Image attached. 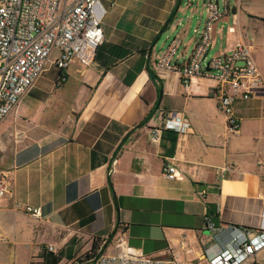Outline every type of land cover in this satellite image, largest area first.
Returning <instances> with one entry per match:
<instances>
[{
    "label": "crops",
    "instance_id": "obj_1",
    "mask_svg": "<svg viewBox=\"0 0 264 264\" xmlns=\"http://www.w3.org/2000/svg\"><path fill=\"white\" fill-rule=\"evenodd\" d=\"M234 2L213 25L212 43L214 34L224 41L216 55L245 42L264 80V28L252 25L264 23V15L248 9L251 0ZM103 3L95 64L73 60L62 82L54 66L40 87L45 67L0 124V169L10 179L0 198V264H42L49 245L59 264H74L93 240L113 232L109 254H167L182 264L228 246L238 234L230 226H264V88L235 102L238 126L229 129L214 77L196 76L185 89L178 71L158 65L172 38L179 45L170 63H186L204 21L199 27L178 16L188 10L179 0ZM157 84L159 105L143 124ZM168 113L185 118L186 133L164 130L153 141L155 117ZM168 164L178 169L175 179L164 175ZM24 206L40 207L41 216ZM205 215L222 228L216 235ZM119 237L124 243L117 247ZM252 260L264 264V247Z\"/></svg>",
    "mask_w": 264,
    "mask_h": 264
},
{
    "label": "built area",
    "instance_id": "obj_2",
    "mask_svg": "<svg viewBox=\"0 0 264 264\" xmlns=\"http://www.w3.org/2000/svg\"><path fill=\"white\" fill-rule=\"evenodd\" d=\"M205 6V21L187 62L181 66L170 63L179 45V40L172 38L158 65L178 71L185 89L196 76L214 77L219 109L226 117L227 127L237 130L235 102L247 100L254 90L264 88V80L249 45L243 41L237 42L230 53L208 58L213 25L228 14L229 6L228 0H225L222 11L214 0H206ZM106 11L103 0H0V124L39 79L51 56L60 72L59 82L66 80L65 70L73 60L86 66L95 64L97 48L103 41L101 23ZM192 62H199V69H192ZM155 119L158 122L150 131L153 141L160 140L163 130L181 134L186 133L189 127L184 117L172 113L160 114ZM164 171L168 179L177 177L178 169L174 165H166ZM9 185L10 179L0 169V198L8 193ZM15 208L19 209V204H15ZM22 210L33 218L41 216L40 207L24 206ZM204 223L214 235L222 230L209 215L204 216ZM233 229L238 234L228 246L203 260L182 264H248L252 256L264 247V226L257 229L233 226ZM122 243L124 238L119 237L116 246ZM46 251L56 252V249L49 245ZM99 253L94 264H178L167 254Z\"/></svg>",
    "mask_w": 264,
    "mask_h": 264
},
{
    "label": "rangeland",
    "instance_id": "obj_3",
    "mask_svg": "<svg viewBox=\"0 0 264 264\" xmlns=\"http://www.w3.org/2000/svg\"><path fill=\"white\" fill-rule=\"evenodd\" d=\"M179 2H180L181 7L183 8L184 7L187 8V5H188V10L184 14L179 12L177 13V15L182 16V17H185V16L191 17L195 25L197 23H200L199 25L200 27L203 21H205V17H206V6H205L206 0H179ZM223 2L224 0H218L219 8L221 11L223 10ZM234 3H235L234 0H229L230 7H233ZM248 9L253 11L254 13H257V14L259 13L261 15H264V0H251V2L248 4ZM252 25L256 28H259V27L264 28V23H257V24L255 23ZM222 51H224V41L223 39H221L220 35L214 34V40L212 43V47L209 50L208 58H211L215 56L216 54L222 53ZM51 60H52V56L46 62V65H45L46 70L42 74V77L38 80L37 85L38 86L40 85V87L42 86L44 82H46L48 78H51L53 75L52 73L54 72L55 69H54V64ZM32 97H33L32 94H28L24 101V105L22 106H26L28 100L32 99ZM112 231L113 229L111 230V232ZM110 245L113 246V243L110 242ZM103 253L109 254V247L107 248V250H104Z\"/></svg>",
    "mask_w": 264,
    "mask_h": 264
},
{
    "label": "trees",
    "instance_id": "obj_4",
    "mask_svg": "<svg viewBox=\"0 0 264 264\" xmlns=\"http://www.w3.org/2000/svg\"><path fill=\"white\" fill-rule=\"evenodd\" d=\"M174 13H175V9L172 12V16L174 15ZM151 78H152V80L154 82L157 81V76L154 73H151ZM156 91H157V100H156L154 106L151 108V110L146 115V117L143 119V121H142L143 124L146 123L147 121H149V119L152 117L153 113L155 112L158 103L160 102V96L162 95V87H161L160 84H157ZM132 131L133 130H131L122 139V141L119 144V146H118L116 152L114 153L113 157L116 155L117 151L120 149L121 145L126 141L127 137L130 135V133ZM107 181L110 184L109 177L107 178ZM113 235H114V232L109 235L110 239H109L108 243L105 245L102 253L104 252V250L106 249V247L110 243ZM106 239H101V240L100 239L99 240L95 239V240H93L90 248L87 251H85L83 254H81L78 257H76V259L73 260L74 264H94V259L98 255V253L100 252V250H101V248H102V246H103V244H104ZM40 257L42 259V264H59V262L61 261V256L58 253H54V252H50V251H46V252L42 253V255ZM248 264H258V263L253 261V260H251Z\"/></svg>",
    "mask_w": 264,
    "mask_h": 264
},
{
    "label": "water",
    "instance_id": "obj_5",
    "mask_svg": "<svg viewBox=\"0 0 264 264\" xmlns=\"http://www.w3.org/2000/svg\"><path fill=\"white\" fill-rule=\"evenodd\" d=\"M177 7H178V6H177ZM176 10H177V8L175 9V12H176ZM158 105H159V103H158ZM158 105H157V107H158ZM230 227H232V228H233V226H230ZM109 239H110V236H108V237H107V239L105 240V242H104V244H103V246H102V248H101V250H100V253H99V254H101V253H102V251H103V249H104L105 245L108 243Z\"/></svg>",
    "mask_w": 264,
    "mask_h": 264
},
{
    "label": "bare ground",
    "instance_id": "obj_6",
    "mask_svg": "<svg viewBox=\"0 0 264 264\" xmlns=\"http://www.w3.org/2000/svg\"><path fill=\"white\" fill-rule=\"evenodd\" d=\"M192 69H199V62H192Z\"/></svg>",
    "mask_w": 264,
    "mask_h": 264
}]
</instances>
